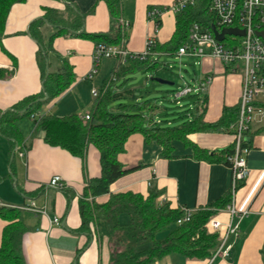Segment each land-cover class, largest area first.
<instances>
[{
    "label": "crops",
    "instance_id": "1",
    "mask_svg": "<svg viewBox=\"0 0 264 264\" xmlns=\"http://www.w3.org/2000/svg\"><path fill=\"white\" fill-rule=\"evenodd\" d=\"M173 1L124 0L122 19L130 23L125 40L129 52H144L147 37L153 34L154 27L147 20L148 8L168 6ZM67 2L85 16V32L105 33L114 28L108 6L102 0H27L13 5L0 42V69L11 74L0 80L1 111H7L22 99L42 91V75L37 62L39 45L30 36L29 27L42 18L45 8L65 11ZM93 7L95 11L91 14L89 11ZM175 29V15L165 14L161 19L157 42L164 44L170 41ZM53 46L68 61L76 80L67 92L53 100V107L45 105L38 116H88L95 100L92 89L99 92L118 63L110 59L114 61L112 68L104 70L101 61L90 82V89L86 77L94 67L95 44L68 36L55 39ZM160 56L154 55L152 60ZM200 64V81L209 76L213 78L202 97L207 99L204 120L214 123L219 121L225 107L239 105L242 77L227 72L220 62L213 59H204ZM57 66L58 63L53 61L52 69ZM26 120L18 124L24 139L21 146L12 148L10 142L0 135V207L22 212L27 228L22 238L25 264H110L112 248L109 239L81 229V200L105 204L110 199V194L95 199L83 195L85 175L91 179L101 176L99 151L90 145L83 163L68 151L46 144L41 131L32 140L35 122L33 119ZM231 131L195 133L189 135L188 140L201 150L213 152L235 143ZM251 132L255 135L245 155L249 177L235 198L237 209L249 211V214L240 221L239 236L230 239L233 244L230 258L198 260L172 254L156 264H264V120L253 124ZM26 144L28 148H24ZM174 146L178 157L166 159L160 155L158 144H147L142 135H132L125 145V152L118 159L125 169L136 170L113 183L110 193L131 192L148 196L154 191L159 194L158 201L165 199L173 208L195 211L209 208L229 194L232 200L233 174L230 167L197 160L193 149L181 142H176ZM21 152H25L24 157H21ZM55 176L61 177L67 184L65 191L47 187ZM32 204L44 209L46 215L26 210ZM222 210L217 211L215 217L227 222L229 217L226 212H220ZM55 219H59V225L54 223ZM121 222L127 223L128 218L123 216ZM6 226L7 222L0 217V244Z\"/></svg>",
    "mask_w": 264,
    "mask_h": 264
},
{
    "label": "trees",
    "instance_id": "2",
    "mask_svg": "<svg viewBox=\"0 0 264 264\" xmlns=\"http://www.w3.org/2000/svg\"><path fill=\"white\" fill-rule=\"evenodd\" d=\"M27 0H0V42L5 34V26L11 8ZM101 1V0H97ZM109 9L115 23L114 28L105 33H87L83 29L85 16L79 10L66 3L65 11L45 8L42 18L29 27V34L39 45L37 62L42 75L43 89L37 95L26 97L7 111L0 110V135L8 140L12 148L24 143L18 124L34 115H39L42 108L67 92L75 83L76 77L68 61L54 49V41L61 37H77L92 41L95 46H119L127 38V31L122 28L124 0H102ZM153 7L150 6L148 10ZM210 0H198L195 6H188L178 13L176 29L170 41L156 42L151 51L157 55L176 56L179 49L187 42L194 24L200 25L205 32L212 30L215 18L209 12ZM93 7L89 13H94ZM49 31V32H48ZM58 66L52 69V62ZM159 63L152 60L130 61L128 65H118L103 82L86 120L78 115L57 117L45 115L35 122L32 140L38 132L44 133V141L52 147L68 151L83 163L90 145L100 153L101 176L87 178L84 197L93 199L110 194L105 204L81 200V229L99 238L107 237L112 248L110 264H156L172 254H180L188 259L205 260L213 256L219 247V234L212 233L207 227L217 211L225 209L231 202L230 194L223 197L209 208L198 209L189 221L178 225L185 217V209L173 208L157 202L159 194L151 191L148 196L131 192L111 194L110 187L118 179L136 168L127 170L119 162V155L125 152L128 139L135 134L144 137L147 144L156 143L161 147V156L166 159L178 157L175 143L181 142L194 151L199 161L223 164L232 167L231 158L236 154V144L223 149L208 152L193 146L188 136L195 133H223L230 131L239 119V105L225 107L219 121L207 123L204 120L205 108L198 105L201 96L195 95L197 108L195 113L180 117L182 121L174 126L171 121H161L154 116L158 107L148 101L119 104L116 111L109 109L113 101L136 99L132 89L122 90L115 86L120 80L129 81L138 72L157 70ZM11 74L0 69V80ZM92 89L91 81L87 80ZM207 102L204 97V103ZM148 111L147 115L145 112ZM234 133V131H231ZM255 133L251 129L244 135L240 150H248ZM29 145H24V148ZM137 168H140L137 167ZM85 169V168H84ZM85 172V170H84ZM128 222L123 224L121 218ZM0 217L7 222L0 244V264H25L22 253V238L27 232L22 212L18 209L0 207Z\"/></svg>",
    "mask_w": 264,
    "mask_h": 264
},
{
    "label": "built area",
    "instance_id": "3",
    "mask_svg": "<svg viewBox=\"0 0 264 264\" xmlns=\"http://www.w3.org/2000/svg\"><path fill=\"white\" fill-rule=\"evenodd\" d=\"M198 0H174L168 6H153L147 11V20L154 27L153 34L147 37L146 49L142 53H131L127 50L125 42L119 46L98 45L94 51V67L86 77L92 81L97 73V69L103 59H114L121 65H128L130 61H147L154 55L151 47L157 42L156 37L161 27V19L171 13L177 15L188 6H195ZM209 12L215 18V23L219 31L227 28H236L244 31V36L225 37L223 42H219L212 30L205 32L200 25L194 24L191 28L187 42L179 49L176 57L192 58L203 61L204 59H213L222 64L227 72L232 74H240L242 77V94L239 102V119L237 123L231 127L234 131L236 154L231 158L232 162V200L230 204L220 212H226L229 219L222 222L216 217L210 219L207 224L208 229L212 233L219 234V247L214 252L212 259L221 257L229 259L233 249L230 243L232 237H238L240 234V221L249 214V211H239L235 204L236 193L239 188L244 185L249 177V169L245 155L248 150H240L244 135L251 129L253 124L264 120V39L258 36L259 32H264V0H210ZM121 26L126 31L130 28V23L124 19L121 20ZM213 78L206 77L199 81L196 89L188 87L183 92L178 93L177 97H183L194 93L201 96L198 105L201 111L204 108V94H206L208 86ZM99 92L92 89L94 98ZM88 116H83L86 120ZM38 115H34L31 119H38ZM21 157L25 156V152H21ZM47 187L65 191L67 184L59 176L53 177ZM160 206L166 203L165 199L157 200ZM34 211L46 215L44 209H39L32 204V207L26 210ZM185 217L178 221V225L190 220L195 210L185 209ZM56 225L60 224L59 219H55Z\"/></svg>",
    "mask_w": 264,
    "mask_h": 264
},
{
    "label": "rangeland",
    "instance_id": "4",
    "mask_svg": "<svg viewBox=\"0 0 264 264\" xmlns=\"http://www.w3.org/2000/svg\"><path fill=\"white\" fill-rule=\"evenodd\" d=\"M155 61L159 63L157 70L138 72L129 76L128 78H131L129 81L125 82L122 79L115 83V86L121 87L122 90H134L136 99L113 101L110 103L109 109L116 111L119 104L137 103L143 105L148 101L158 107L154 114L155 117L161 121L169 120L172 125L177 126L182 122L180 117L185 119V116L196 111L197 104L194 93L183 97H177V95L188 87L193 89L198 87L201 79V62L197 59L166 55L157 57ZM113 63V60L103 59L102 68L104 70L112 68ZM152 78L172 82L174 85H162L152 81ZM54 105L55 101L49 103V107ZM145 113L149 114L148 111Z\"/></svg>",
    "mask_w": 264,
    "mask_h": 264
},
{
    "label": "water",
    "instance_id": "5",
    "mask_svg": "<svg viewBox=\"0 0 264 264\" xmlns=\"http://www.w3.org/2000/svg\"><path fill=\"white\" fill-rule=\"evenodd\" d=\"M212 32L219 42H223L227 35L229 36L237 35L241 37L244 36V31H240L239 29H236V28H227V29H222L221 31H219L216 26H212ZM258 36L264 39V32H259ZM151 80L159 84H162V85H170V86L174 85V83L172 82H168V81L157 79V78H152Z\"/></svg>",
    "mask_w": 264,
    "mask_h": 264
}]
</instances>
